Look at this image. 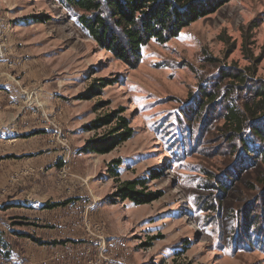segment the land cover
Returning a JSON list of instances; mask_svg holds the SVG:
<instances>
[{
	"label": "rangeland",
	"instance_id": "obj_1",
	"mask_svg": "<svg viewBox=\"0 0 264 264\" xmlns=\"http://www.w3.org/2000/svg\"><path fill=\"white\" fill-rule=\"evenodd\" d=\"M83 14L59 0H0V203L19 194L22 207L24 191L46 206L73 202L40 226L67 227L41 231L72 242L64 257L10 231H0V253L16 264H264L262 154L250 137L246 147L228 141L220 118L207 122L219 108L201 118L195 108L224 70L264 81V0H231L170 41L152 39L135 69L91 39ZM103 79L110 85L80 99ZM118 118L131 139L81 152ZM129 180L158 199L121 200Z\"/></svg>",
	"mask_w": 264,
	"mask_h": 264
},
{
	"label": "trees",
	"instance_id": "obj_2",
	"mask_svg": "<svg viewBox=\"0 0 264 264\" xmlns=\"http://www.w3.org/2000/svg\"><path fill=\"white\" fill-rule=\"evenodd\" d=\"M229 1L231 0H59L61 4L83 12L79 23L88 31L91 39L132 69L139 66L142 49L152 39L163 43L170 41L186 27ZM254 73L255 71L252 74ZM108 85V80H100L97 86H91L80 99H90ZM195 108L200 118L203 113L208 114L211 108H219L218 113L210 114L217 118L207 116V122L219 118L223 120V136L230 142L239 140L244 147L250 137L258 145L254 149L255 154L261 153L264 160V81H255L244 70H224L220 73L219 82H215L211 90H202ZM119 112L115 111L92 122L86 129L91 131L111 124ZM118 119L119 126L112 130L110 136L89 140L81 152L107 154L131 139L134 130L129 127L127 119ZM248 151L251 153L252 150ZM143 185L144 182L139 180L125 181L117 189L116 196L136 205L149 204L158 199L156 194L137 191ZM218 188L222 193H227L228 187L225 184L218 185ZM67 203L45 205L44 208L52 209ZM21 236H27L42 245L56 244L42 242L29 234Z\"/></svg>",
	"mask_w": 264,
	"mask_h": 264
},
{
	"label": "crops",
	"instance_id": "obj_3",
	"mask_svg": "<svg viewBox=\"0 0 264 264\" xmlns=\"http://www.w3.org/2000/svg\"><path fill=\"white\" fill-rule=\"evenodd\" d=\"M24 193L28 194L27 197L23 196V199L26 200L28 204H24L22 207L18 206V204L20 205V201H22L19 194L17 195L14 194L10 196V198L7 201H4L3 204L0 203L1 204L0 205V231L4 233H7L8 231H10V234L12 237V239L10 238V241H15V242H16V239L18 240V238L16 237L21 236V234L32 235L33 237L40 239L42 242H49V243L56 242L55 245H44V246L49 249L54 248V252H56V255H54V258L64 257V255H62L61 253L62 250L59 252V248L62 246H69V245L73 247V244H70L72 242H70L69 239H63V240L59 239L56 233L49 235V237L51 238H47L45 235L43 236L41 231L46 230V229H50V230L52 229L51 231H55V232L63 231L64 229H59V228L61 226L65 228L66 226H64L63 224L62 225L57 224L56 226L55 224H53L52 227L44 226L43 228H41L40 226L44 225L45 224L44 222L51 218L55 219L54 217H57L58 219V217H60L59 216L60 212H58L57 209H62L64 207L66 210L70 206H72L73 202H68L65 206H59V207L52 208L51 210H47L46 208H44V206L46 205L44 202H46L47 200L41 201V199L40 200L37 199L39 197H36L35 195H33L34 193H30V192L27 193L26 191H24ZM1 198L2 197H0V199ZM64 199L70 200L71 198H64ZM59 202L61 201L60 200H55L54 202L50 201V203L52 204L59 203ZM15 222L24 223L22 227L23 230H20V227H18L19 225L11 226V224ZM66 229L67 227L65 228V230ZM12 233H14L15 235H13ZM21 238L26 241L32 240L28 238L27 236H22ZM33 242L35 243L34 245H37L35 241ZM77 256H74V254H70L69 257L65 255V259L71 258V261H72L73 257L78 258ZM28 258L29 260L24 264H30V261L34 262V260L36 259L35 257H31V256H28ZM6 259L12 264H16V261L14 259H11L9 257H6Z\"/></svg>",
	"mask_w": 264,
	"mask_h": 264
},
{
	"label": "built area",
	"instance_id": "obj_4",
	"mask_svg": "<svg viewBox=\"0 0 264 264\" xmlns=\"http://www.w3.org/2000/svg\"><path fill=\"white\" fill-rule=\"evenodd\" d=\"M0 264H12V263L7 261L6 257L0 253Z\"/></svg>",
	"mask_w": 264,
	"mask_h": 264
}]
</instances>
